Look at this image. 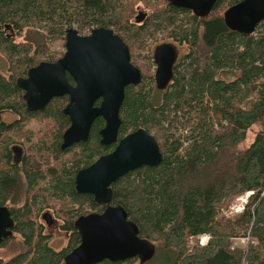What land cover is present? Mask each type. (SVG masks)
Returning a JSON list of instances; mask_svg holds the SVG:
<instances>
[{
    "label": "trees",
    "instance_id": "16d2710c",
    "mask_svg": "<svg viewBox=\"0 0 264 264\" xmlns=\"http://www.w3.org/2000/svg\"><path fill=\"white\" fill-rule=\"evenodd\" d=\"M239 1L216 0L208 14L198 16L170 0H0V24L16 34L34 27L46 38H58L72 26L78 31L109 27L132 53L146 36L162 31L189 48L161 97L144 90L148 75L143 73L137 86L126 87L120 108L119 134L146 129L163 159L114 181L111 202L125 208L141 237L161 245L168 261L158 264H264V21L249 34L230 28L223 13ZM141 3L149 12L132 22L134 6ZM0 52L9 61V75L0 71V110L21 114L23 100L14 77L40 55L48 53V61H54L57 54L44 41L35 46L15 42L4 32ZM67 100V95L54 97L45 107L60 127L65 126ZM103 123L97 117L89 139L81 143L85 158L107 149L99 144ZM248 130L253 139L244 145ZM66 165L55 164L53 172H64ZM14 171L15 166L7 171L11 177L0 173V201L12 190ZM27 175L29 180L34 176L31 171ZM64 178L54 189L75 195L71 180ZM248 192L241 212L227 217L229 206ZM18 224V237L0 245L9 251L0 264H63L80 241L78 231L69 229L66 245L56 250L41 234L34 236L31 223ZM200 235H208L207 242L190 245ZM136 262L105 259L96 264Z\"/></svg>",
    "mask_w": 264,
    "mask_h": 264
},
{
    "label": "water",
    "instance_id": "95a60500",
    "mask_svg": "<svg viewBox=\"0 0 264 264\" xmlns=\"http://www.w3.org/2000/svg\"><path fill=\"white\" fill-rule=\"evenodd\" d=\"M170 1L201 16L209 13L216 0ZM145 16L146 12H138L134 20L140 22ZM223 17L230 28L252 33L264 21V0H241L228 6ZM176 58L173 44L163 42L155 46L154 79L158 89L168 84ZM141 76L139 67L131 61L128 45L112 28L94 27L89 34L80 35L75 27H68L62 55L54 61H39L28 69L27 77L16 81L24 90L27 109L43 110L52 98L67 95L62 112L69 117L70 125L63 132L62 149L86 141L97 117L104 120L99 130L100 143L117 141L112 151L100 155L76 174V191L92 194L98 203L107 205L102 212L81 215L75 220L80 241L66 253L63 264L130 258L144 263L155 254L156 245L139 235L137 224L128 218L125 208L109 204L114 181L139 167L158 165L163 159L155 137L142 127L118 139L125 88L137 86ZM11 226L7 210L0 207V242L11 235L12 231L7 229Z\"/></svg>",
    "mask_w": 264,
    "mask_h": 264
},
{
    "label": "flooded vegetation",
    "instance_id": "af4514ba",
    "mask_svg": "<svg viewBox=\"0 0 264 264\" xmlns=\"http://www.w3.org/2000/svg\"><path fill=\"white\" fill-rule=\"evenodd\" d=\"M138 12H141V10ZM11 30L8 24H0V34L4 32L5 37H16L17 34L15 32L14 34L11 33ZM170 40L171 41L164 42L171 43L175 46L177 58L174 61L172 76L166 87L162 89L156 87V89L161 90L163 93L172 83L176 68H178L183 57V55L179 56L178 54L180 47L172 38H170ZM21 50L22 48H19V51ZM29 56H31L30 53ZM152 60H154L153 57ZM32 66L34 65H27L22 73L14 77L16 85L18 78L27 77L28 69ZM153 66L154 64L152 68ZM8 69L9 67H7V70ZM141 75H143L142 71ZM69 80L73 82L72 79ZM17 87L21 91L24 106L23 109L19 110L21 114L13 109L0 110V123L3 125L0 131V173L11 177L7 171L11 169V166H15L12 190L7 197L0 201V207L5 208L9 217L12 219V226L7 228L10 229L12 233L3 238L0 245L6 239L18 237V233L15 230L19 225L18 223L23 221L31 223V226L36 231L34 236L41 234V236L49 238L51 230H59L63 232L65 240L67 241L68 230H78L75 225V220L79 216L92 212H102L107 205L98 203L92 194L77 192L75 189L76 174L80 169L88 167L100 155L112 151L117 141L107 145L100 143L99 130L104 126L103 123V125L98 128L99 144L107 149L99 155L96 152H90L91 157L85 158L83 154L87 153H82L80 147L81 143L85 141L73 143L62 149L63 132L70 125L69 117L62 112L65 116V126L60 127L57 125V131L53 133V139L50 141L48 129L50 126H48V124L50 121H59L57 119L51 120L48 114L44 113L45 109H27V104L23 97L24 90L18 85ZM34 123H36L35 126L33 125ZM132 131H127L125 134L120 135L118 130V139ZM90 132L87 140L90 137ZM62 157H66L67 160H59ZM51 158H54L56 161L66 162V170L64 172L62 170L60 173L57 171L53 172L54 168L50 167ZM28 171L34 174L33 178L30 180L27 175ZM63 176L71 180L75 195L72 196L69 195L68 192L62 193L54 189L59 183V180H63ZM53 201L61 202L62 205H60L59 208L53 207ZM109 204L116 205L111 201ZM3 248L4 247H0V250Z\"/></svg>",
    "mask_w": 264,
    "mask_h": 264
},
{
    "label": "rangeland",
    "instance_id": "374dc122",
    "mask_svg": "<svg viewBox=\"0 0 264 264\" xmlns=\"http://www.w3.org/2000/svg\"><path fill=\"white\" fill-rule=\"evenodd\" d=\"M141 10L142 12H149L148 9L146 7H144L141 4H136L134 6V13H133V17L131 18L132 22H134L135 19V15H137V12ZM77 28L76 26H72ZM90 31V28H88V26H86L85 28L79 30L80 34L86 35L88 34ZM14 30H11V33L14 34ZM16 33V32H15ZM118 34V33H117ZM15 40V42H23V43H31L33 46H35L38 43L41 42H45L49 45V52H54L55 54H57V58L59 56L62 55V53L64 52V43H65V36H58V38H53V37H49L46 38L44 37V34L42 32H40L38 29L34 28V27H29V28H25L20 34H17L16 37L13 38ZM164 41H171L166 35L163 34V32H158L156 35L154 36H146L143 39V42H141L140 44L136 45L137 47H133L132 49V53L130 52V56H131V61L133 64H135L136 66H138L141 71L145 74L148 75V79L146 78L144 80L145 85L143 86L145 91H149L151 93V95L155 92L158 93V95L161 97L163 92L161 90L156 89V83H155V79H154V71H155V62L154 60H152L153 57V48L155 45H158ZM177 44V43H176ZM178 45V44H177ZM180 47V51H178L179 56L184 55L186 53H188L189 48L182 44V45H178ZM181 52V54H180ZM31 53H33V49L31 47V51H30V55ZM49 54L48 53H44L43 55H40V59L41 60H50L49 58ZM37 61L36 64L39 62ZM9 61L5 58V55L0 52V71L3 72L5 75H9V71L7 70V63ZM35 64V65H36ZM154 64L153 68L152 65ZM150 95V96H151ZM155 97V96H154ZM159 98H157L158 100ZM156 101V100H155ZM34 126L36 125V123L33 124ZM48 129H49V134H50V141H52V135L54 132H56V127L57 125L54 124V122L50 121L48 124ZM131 131V130H128ZM253 139V130H248L247 132V139L245 140L244 145H248L251 143ZM59 160H67L66 157H62ZM62 161H56L54 158L50 159V167L55 166V164H59ZM247 194H244L238 198L235 199V201L229 206L228 211L224 212L225 215L227 217H234L236 214H238L239 212H241L242 206L244 205V203L247 201ZM53 207L59 208L60 205H62L61 202L58 201H53ZM202 236V235H200ZM195 237V238H191L190 239V245H194L195 243H199V238ZM48 239L49 245L51 247H53L56 250H60L61 248H63L66 245V240L64 237L63 232H60L59 230H51L50 232V236ZM156 249H155V254L154 256L147 260L144 263H141L140 261H137L135 264H158V263H166L168 260L167 258L164 256L163 252L161 251V245H159L158 243L156 244ZM5 250V252H4ZM9 251H7V247H4L3 249L0 250V257H5L8 256ZM171 257V255H170Z\"/></svg>",
    "mask_w": 264,
    "mask_h": 264
},
{
    "label": "built area",
    "instance_id": "2783aa9c",
    "mask_svg": "<svg viewBox=\"0 0 264 264\" xmlns=\"http://www.w3.org/2000/svg\"><path fill=\"white\" fill-rule=\"evenodd\" d=\"M249 193H250V192H249ZM242 208H243V206H242ZM207 239H209V236H208V235H205L204 237H203V236H200V238H199V243H200L201 245H203V244L206 242ZM246 239H248V237L243 238L242 241H244V240H246Z\"/></svg>",
    "mask_w": 264,
    "mask_h": 264
},
{
    "label": "bare ground",
    "instance_id": "6f19581e",
    "mask_svg": "<svg viewBox=\"0 0 264 264\" xmlns=\"http://www.w3.org/2000/svg\"><path fill=\"white\" fill-rule=\"evenodd\" d=\"M199 237V236H198Z\"/></svg>",
    "mask_w": 264,
    "mask_h": 264
}]
</instances>
